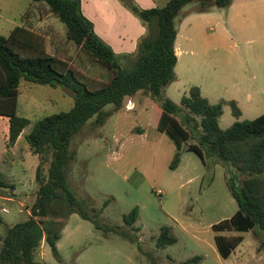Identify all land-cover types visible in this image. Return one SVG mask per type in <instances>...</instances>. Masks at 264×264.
Segmentation results:
<instances>
[{"label": "rangeland", "instance_id": "1", "mask_svg": "<svg viewBox=\"0 0 264 264\" xmlns=\"http://www.w3.org/2000/svg\"><path fill=\"white\" fill-rule=\"evenodd\" d=\"M257 1L264 6V0ZM242 3L243 0H230L226 6H211L203 14L194 9L195 1L180 7L174 17L175 42L180 51L173 66L174 78L164 86L171 100L178 102L181 88L196 84L209 101L237 98L241 106L238 119L252 118L264 110V11L251 22L241 18ZM32 8L31 0H0V34L24 22L22 14L26 10L33 13ZM34 10L42 23L29 26L43 33L48 52L66 59L84 77H106V69L98 61L65 37L64 24L49 12L44 1H38ZM237 19L245 30L243 27L235 31L232 23ZM224 35L226 44L221 39ZM247 49L250 53L246 57ZM232 50L242 56L235 73L246 75L252 85L254 102L249 110V103L245 105L241 93L231 84L235 75L230 76L232 64L224 57ZM17 89L16 112L30 119L22 133L36 118L66 110L72 103V92L62 84L21 78ZM103 110L109 113L101 121L93 114L69 136L73 157L65 175L78 197L89 207L100 209L95 219L101 226H94L76 211L63 218L56 215L57 205H51L47 220L63 221L55 240L56 252L43 240L34 253L36 260L44 264H183L197 254L200 258L196 264H264V247L259 245L264 235L250 229L241 232L242 239L228 256L221 257L215 248L211 223L229 216L236 208L226 183L225 163L204 153L201 158L182 145L177 165L170 168L175 144L155 127L160 108L142 90L124 96L118 108L106 103ZM235 118L224 103L219 126L225 127ZM19 135L12 162L6 164L0 156V172L14 186L0 188V204L7 209L0 211V233L5 224L27 216L35 197L34 170L39 156L29 151ZM43 156L41 169L45 172L49 153ZM134 205L136 217L126 224L122 215ZM162 225H168L176 239L157 247L155 236ZM105 226L113 229L105 231Z\"/></svg>", "mask_w": 264, "mask_h": 264}, {"label": "trees", "instance_id": "2", "mask_svg": "<svg viewBox=\"0 0 264 264\" xmlns=\"http://www.w3.org/2000/svg\"><path fill=\"white\" fill-rule=\"evenodd\" d=\"M32 1H44L49 11L64 24L65 37L98 61L107 73L104 79L84 77L66 59L46 50L42 33L22 24H15L6 34H0V114L8 119L3 153L8 154L9 146L21 134L29 151L39 156L34 170L35 197L27 216L5 224L0 233V264H44L34 258L41 239L48 243L53 253L56 252L55 240L63 221L47 220L51 205H57L56 215L63 218L76 211L94 226H101L95 219L100 209L89 207L67 184L66 166L73 157L68 147L69 136L93 114L101 121L104 114L109 113L103 110L106 103L116 109L124 96L137 90L147 93L160 108L155 127L175 144L168 163L170 168L177 165L182 145L201 158L204 153L228 166L226 183L236 208L229 216L210 225L218 254L228 256L242 239V231L250 229L264 235V110L252 118L238 119L240 109L234 98L219 97L210 102L196 84L187 85L178 102L164 94V86L174 78V17L180 7L195 1L194 9L201 11L211 6H226L230 0H166L162 5L150 7H142L134 0H121L145 27L133 53L114 52L82 13L80 0ZM21 78L66 86L72 92L71 105L66 110L36 118L29 130L22 133L30 119L16 112L17 85ZM224 103L236 118L220 127L218 117ZM44 153H49L45 172L41 169ZM13 187L0 172V188ZM136 213L134 205L122 215L124 223L131 224ZM104 229L113 228L105 226ZM120 233L126 235L122 230ZM175 239L169 233V226L162 225L154 242L162 247ZM259 245L264 247V239ZM199 258L195 254L182 263L196 264Z\"/></svg>", "mask_w": 264, "mask_h": 264}, {"label": "crops", "instance_id": "3", "mask_svg": "<svg viewBox=\"0 0 264 264\" xmlns=\"http://www.w3.org/2000/svg\"><path fill=\"white\" fill-rule=\"evenodd\" d=\"M134 1L142 7H150L155 5H162L166 0H160V1L134 0ZM37 2L31 0V5L33 6L31 11H33V13H29V11L26 10L22 14V16H24V22H21L22 25L27 26L36 31L38 30L29 26V24L42 23V20H40L41 18L38 17V15H35L34 7L37 4ZM259 3L260 2H258L257 0L256 2H254L253 0H243V3L241 4V18L245 17L247 20H250L252 22V19L257 17L258 14L260 16V13L264 11V6H262ZM3 4H5V1L3 2ZM80 9L82 13L88 19L91 20L93 29L97 33V35L106 43H108L114 52L116 53L134 52L136 42L138 41L139 36H141L145 32V27L142 21L136 15H134L132 11L122 3L121 0H80ZM206 10H201L200 13L205 12ZM239 21L240 19H237L232 23L236 27L235 28L236 32H240L238 28L244 27L245 30V25L243 26ZM13 25H11L10 28ZM176 35H177V31L175 32V36L173 40L174 52L176 55L174 66L177 62L178 52L180 51V49L177 47L175 42ZM221 39L224 42V44H226L225 35ZM193 45H197V44L193 43ZM199 46L201 47V44H199ZM249 53H250L249 49L245 50L246 57L248 56ZM196 55L198 56V58L202 57L201 54L199 53ZM224 58L227 62L229 63L231 62L232 64L230 70H228V72H230V76L232 77L235 75V80L231 81V84L235 85L236 89H238V91L241 93V97L245 105H247L248 103H249L248 105H250V103L254 102L253 94L251 92L252 85L248 83L247 81L248 77L246 75L244 76L243 74L235 73L236 72L235 69L239 66L240 60L242 58L241 53L238 50H232L229 51L228 54H225ZM227 76L229 77V74ZM185 88L182 87L181 91L183 92ZM200 93L202 94L201 91ZM164 94L166 95V92H164ZM128 103H131V100H128ZM236 103L240 109V114H241V106L237 98H236ZM248 105L247 108L249 110V108L251 109L252 107L251 105L250 107ZM126 107H129V105H126ZM7 128H8L7 116L0 114V156L3 162H5L6 164H10L15 156L14 146L20 135L18 134L13 144L9 146L10 153L8 155H4L3 151L7 141ZM4 197L8 198V196H4ZM42 241L43 239L40 240V245L42 244Z\"/></svg>", "mask_w": 264, "mask_h": 264}, {"label": "built area", "instance_id": "4", "mask_svg": "<svg viewBox=\"0 0 264 264\" xmlns=\"http://www.w3.org/2000/svg\"><path fill=\"white\" fill-rule=\"evenodd\" d=\"M6 207L3 204H0V211H6Z\"/></svg>", "mask_w": 264, "mask_h": 264}]
</instances>
